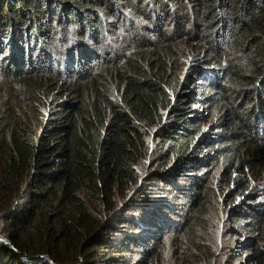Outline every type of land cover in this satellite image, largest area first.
<instances>
[{
	"label": "trees",
	"instance_id": "16d2710c",
	"mask_svg": "<svg viewBox=\"0 0 264 264\" xmlns=\"http://www.w3.org/2000/svg\"><path fill=\"white\" fill-rule=\"evenodd\" d=\"M214 203L264 264V0H0V264H214Z\"/></svg>",
	"mask_w": 264,
	"mask_h": 264
},
{
	"label": "rangeland",
	"instance_id": "374dc122",
	"mask_svg": "<svg viewBox=\"0 0 264 264\" xmlns=\"http://www.w3.org/2000/svg\"><path fill=\"white\" fill-rule=\"evenodd\" d=\"M172 24L173 22L170 23V27H172ZM196 56L198 58H203L200 52ZM184 75L185 72L184 73L180 72V78H183ZM191 90L194 91L195 89L192 88ZM187 94H190V91ZM195 95L198 97V100L195 103H192V106L197 111V113H199V120L200 122H202L201 132L203 136H206L203 143V147H205V149H209L208 145L210 143L219 144L220 143L219 139H221V135L225 133L224 128L221 127L220 125V119L222 118V108L214 107L211 109L208 102L205 101L204 99H201L204 98V96L200 97V94H195ZM237 104L240 105L238 107L239 111L243 110V112H240V114L245 119L249 120V116L250 115L252 116V114L255 113L254 104H252V101L250 103H246L242 107L241 105L244 104V100L241 99V97L239 96L238 100H236L235 102V105ZM247 109H249L250 111ZM37 110L39 111V109ZM28 116L29 118L32 117L30 112ZM29 124L30 127H33V122H29ZM150 146L151 147L154 146V143L151 142ZM141 173L143 175L140 176L139 183L146 184L148 181H146L147 179L144 180L143 178L145 176L144 172ZM211 181L214 184L213 190L215 193L217 192L221 193V191H225V190H227L228 192L229 190L233 189V185L230 183L229 184L225 183V180L218 173H215V175H213ZM253 182L257 183V181L254 180ZM177 185L178 186L184 185V183L182 181H179ZM160 186L161 185L155 184V188L153 187L151 192L154 195H156L157 193L153 191V189L160 190ZM129 198H132V196L130 195L127 196L126 201H128ZM124 204L125 203L123 201H118L117 207L114 209L113 213H118L121 210V208H123ZM220 211L221 210L218 203H214L213 208L210 206V208L208 209V213L201 217L204 224L203 225L200 224L198 225V227L195 226L191 231V235L189 236L190 238H192L191 239L192 242L200 245L199 246L200 252H204L206 256H209V259L210 257L211 258L213 256L215 257L214 264H224L225 260L227 259L224 249L225 244H227L228 240L231 238V234H229L228 232L229 225L225 222L226 213L225 211L222 212ZM177 226L183 229V226H179L178 223ZM189 237H186V239H188ZM235 239L236 238L232 239L231 251L236 253ZM0 241L3 243L8 242V240L4 238L1 234H0ZM162 252H169V249L165 246Z\"/></svg>",
	"mask_w": 264,
	"mask_h": 264
}]
</instances>
